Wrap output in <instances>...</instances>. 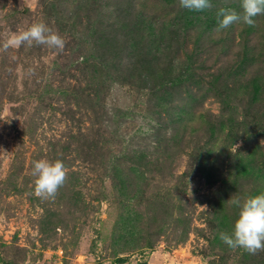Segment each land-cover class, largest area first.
<instances>
[{"label":"rangeland","instance_id":"rangeland-1","mask_svg":"<svg viewBox=\"0 0 264 264\" xmlns=\"http://www.w3.org/2000/svg\"><path fill=\"white\" fill-rule=\"evenodd\" d=\"M210 4L0 0V264H264L220 239L264 193V15L217 31L241 0ZM34 23L63 49L3 50Z\"/></svg>","mask_w":264,"mask_h":264},{"label":"clouds","instance_id":"clouds-1","mask_svg":"<svg viewBox=\"0 0 264 264\" xmlns=\"http://www.w3.org/2000/svg\"><path fill=\"white\" fill-rule=\"evenodd\" d=\"M181 8L190 11H203L211 7L210 0H179ZM264 15V0H241V11L220 8L217 12V31L227 29L234 23L254 25V18ZM44 45L48 48L63 49L64 40L52 32L44 23H34L26 30L11 33L3 42L2 48L19 49ZM32 175L35 177L34 194L43 199L54 198L58 189L67 179V170L61 160L34 161ZM228 202L238 207V217L234 221L231 234L221 232L220 239L231 249H243L250 254L264 250V193L249 195L241 201L231 197Z\"/></svg>","mask_w":264,"mask_h":264}]
</instances>
